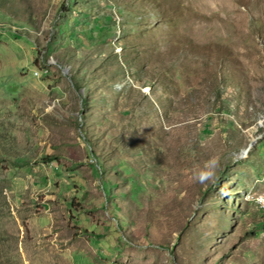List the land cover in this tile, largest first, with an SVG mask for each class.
<instances>
[{"label":"rangeland","instance_id":"rangeland-1","mask_svg":"<svg viewBox=\"0 0 264 264\" xmlns=\"http://www.w3.org/2000/svg\"><path fill=\"white\" fill-rule=\"evenodd\" d=\"M262 191L264 0H0V264H264Z\"/></svg>","mask_w":264,"mask_h":264},{"label":"bare ground","instance_id":"bare-ground-1","mask_svg":"<svg viewBox=\"0 0 264 264\" xmlns=\"http://www.w3.org/2000/svg\"><path fill=\"white\" fill-rule=\"evenodd\" d=\"M255 198L256 203L261 209H264V191L259 193Z\"/></svg>","mask_w":264,"mask_h":264},{"label":"clouds","instance_id":"clouds-1","mask_svg":"<svg viewBox=\"0 0 264 264\" xmlns=\"http://www.w3.org/2000/svg\"><path fill=\"white\" fill-rule=\"evenodd\" d=\"M211 178L210 173H201L199 179L203 182Z\"/></svg>","mask_w":264,"mask_h":264}]
</instances>
